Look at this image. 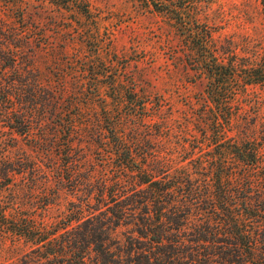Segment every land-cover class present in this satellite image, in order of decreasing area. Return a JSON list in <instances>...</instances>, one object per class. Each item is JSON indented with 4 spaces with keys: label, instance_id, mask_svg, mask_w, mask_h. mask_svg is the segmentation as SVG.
<instances>
[{
    "label": "trees",
    "instance_id": "obj_1",
    "mask_svg": "<svg viewBox=\"0 0 264 264\" xmlns=\"http://www.w3.org/2000/svg\"><path fill=\"white\" fill-rule=\"evenodd\" d=\"M202 1L161 0L154 6L173 20L186 65L206 82L201 99L205 118L198 120L196 129L208 137L201 128L211 126L208 138L217 145L227 139L224 127L231 124L227 117L232 115V104L239 103L249 88L264 86V60L259 61L257 51L241 57L230 43L217 45L211 30L194 17ZM56 2L62 9L73 0ZM261 4L264 7V0ZM18 9L24 12L22 5ZM82 12L89 11L84 7ZM5 24L0 17L4 37L0 39L1 128L30 137L49 168L59 173L56 183L85 197L83 205L56 224L63 232L59 264H264V156L258 148L244 141L221 153L193 149L179 163L168 154L149 157L138 153L137 147L142 146L138 128L133 129L131 139L124 131L127 119L121 104L126 102L125 89L115 83L111 91L99 84H83L85 87L73 91L42 85L39 75L26 74L18 67L23 47L33 37L27 38L17 29L5 36ZM90 72L96 81L108 76L105 71L100 73V67ZM129 93L134 94L130 103H139V109L146 111L150 100L144 96L137 100L142 96L135 90ZM68 95L65 104L63 97ZM83 98L87 103H106L105 121L82 117ZM138 117L139 122L146 118ZM166 125L162 121L155 131L169 132ZM86 146L99 152L101 164L109 172L96 176L88 169L91 159ZM21 165L5 164L2 173L10 180V173L24 172ZM1 207L2 226L16 237L33 244L48 240L34 239L33 226L21 218L7 217ZM122 227L129 228L124 242L115 238Z\"/></svg>",
    "mask_w": 264,
    "mask_h": 264
},
{
    "label": "rangeland",
    "instance_id": "obj_2",
    "mask_svg": "<svg viewBox=\"0 0 264 264\" xmlns=\"http://www.w3.org/2000/svg\"><path fill=\"white\" fill-rule=\"evenodd\" d=\"M160 1L73 0L70 6L61 9L56 0H0V17L7 24L5 36L17 29L23 36L33 37L31 43L23 47L18 67L24 73L30 71L39 75L42 85L55 91H60L62 86L73 91L74 87L99 84L111 91L114 87L111 85L115 83L117 88L125 89L128 92L126 102L123 100L121 104L127 119L124 131L131 139L133 129L138 128L139 144L142 145L137 147L138 153L149 157L168 154L179 163L180 157L193 149L206 153L216 149L217 153L245 141L264 156V86L249 88L247 95L240 96L239 103L232 104V115L227 117L231 118V124L224 127L227 139L221 143L216 145L209 140L211 126L203 124L201 128L208 137L196 129L198 120L205 118V103L201 99L206 82L186 65L183 44L173 20L155 10L154 3L160 5ZM19 5L24 12L18 9ZM84 7L88 14L82 12ZM20 14L24 15L23 20L19 19ZM195 16L200 24L211 30L217 45L230 43L241 57L257 51L259 61L264 60V7L261 0H204ZM0 39H4L1 34ZM99 67L100 73L105 71L108 76L96 81L91 78L90 71L99 70ZM131 90L142 96L137 100L143 96L150 100L146 111L139 109V103H130L134 95H130ZM69 99V95L63 97L65 104ZM80 101L85 120L105 121L103 105L106 103L101 100L87 103L86 98ZM141 115L146 118L139 122ZM164 120L170 130L159 134L155 130ZM52 121L50 117L49 122ZM205 122H209V118ZM1 126V208L7 217L21 218L33 226L34 239H48L53 244L46 240L33 244L18 238L0 222V264H59L63 232L56 224L83 205L84 194L56 183L55 177L59 173L49 168L44 154L34 148L30 137L11 133ZM85 151L91 159L92 166L88 164V169L91 167L96 176L106 170L109 172L103 168L98 151L90 150L88 146ZM8 163L14 167L17 163L22 164L24 172L10 173L8 180L2 173L3 166ZM49 201L53 204H48ZM124 235H129V228H119L115 238L124 242ZM55 252L57 256H54Z\"/></svg>",
    "mask_w": 264,
    "mask_h": 264
}]
</instances>
